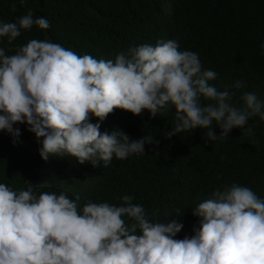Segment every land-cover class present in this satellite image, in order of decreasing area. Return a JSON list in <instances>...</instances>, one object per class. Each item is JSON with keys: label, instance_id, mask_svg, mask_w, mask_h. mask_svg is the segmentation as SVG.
Returning a JSON list of instances; mask_svg holds the SVG:
<instances>
[{"label": "clouds", "instance_id": "clouds-1", "mask_svg": "<svg viewBox=\"0 0 264 264\" xmlns=\"http://www.w3.org/2000/svg\"><path fill=\"white\" fill-rule=\"evenodd\" d=\"M27 2L12 0L10 9ZM33 25L48 29L50 21L28 8L15 21L0 20V37L11 43ZM105 56L36 38L14 54L0 47V130L15 145L22 143L18 125L26 124L45 161L60 155L108 167L113 157L143 155L146 144H159L153 134L132 138L101 125L116 107L154 117L174 108L165 138L199 127L215 141L239 127L244 140L254 132L249 118L264 120V100L244 92L238 106L228 87L209 83L218 73L174 39L131 46L114 60ZM135 189L119 197L122 203L89 200L81 208L79 194L72 199L65 191L37 193L31 183L16 190L0 182V264H264V198L248 186L217 187L192 208L199 226L182 239L176 238L182 221L150 220L144 206L133 203Z\"/></svg>", "mask_w": 264, "mask_h": 264}, {"label": "trees", "instance_id": "trees-1", "mask_svg": "<svg viewBox=\"0 0 264 264\" xmlns=\"http://www.w3.org/2000/svg\"><path fill=\"white\" fill-rule=\"evenodd\" d=\"M11 3L0 0V20L15 21L31 8L34 16L46 17L50 27L22 29L11 43L0 37V47L8 55L36 38L60 43L79 55L107 59L105 55L111 54L114 60L131 46L174 39L180 49L197 52L205 69L218 73L209 83L219 90L228 87L238 106L244 92H255L264 100V49L260 47L264 0H28L16 11L10 9ZM237 80L243 81V87L234 86ZM174 112L170 108L154 117L148 110L133 114L116 107L101 125L108 131L120 128L132 138L153 134L159 144H146L143 155L113 157L108 167L102 161L93 166L60 155L45 161L26 124L18 125L22 143L15 145L10 134L0 130V182L16 190L31 183L37 193L65 191L72 199L79 194L81 208L89 200L122 203L119 197L135 187L133 203L142 204L150 220L182 221L176 234L180 239L194 234L200 218L192 208L217 187L236 182L264 198V120L250 117L248 125L254 132L244 140L239 127L215 141H207L206 129L199 127L165 138ZM213 127L219 134L221 129Z\"/></svg>", "mask_w": 264, "mask_h": 264}]
</instances>
